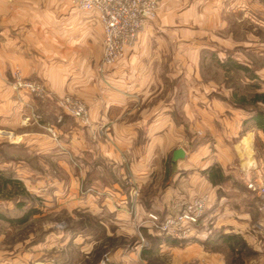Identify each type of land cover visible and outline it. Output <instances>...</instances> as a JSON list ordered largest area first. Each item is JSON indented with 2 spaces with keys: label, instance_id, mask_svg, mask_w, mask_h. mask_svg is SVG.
Here are the masks:
<instances>
[{
  "label": "crops",
  "instance_id": "1",
  "mask_svg": "<svg viewBox=\"0 0 264 264\" xmlns=\"http://www.w3.org/2000/svg\"><path fill=\"white\" fill-rule=\"evenodd\" d=\"M219 1L204 7L206 28L226 26ZM234 2L229 5L232 12L237 8ZM248 7L264 14L263 2L249 1ZM212 11L213 15L208 14ZM181 12L173 14L172 23L161 15L148 23L136 46L104 68L103 26L97 13L75 9L71 0H0V140L12 139L8 151L21 150L25 157L1 160L0 172L15 173L38 210L26 223L11 224L2 218L17 219L29 205L18 209L17 201L0 200V226L6 227L0 231V264H83L99 249L96 246L110 251V264H141L138 236L142 231L151 234L147 216L174 213L181 203L205 194L209 202L217 200L208 212L217 230L240 234L255 250L258 239L264 241V214L260 221L253 218L255 205L263 201L264 208V194L255 193L259 199L253 201V192L246 189L251 196L247 209H233L229 206L236 198L233 186H213L207 178L208 169L216 165L228 183L234 173L229 170L241 163L246 173L239 185H264V155L256 154L254 147L255 135L264 142V132L254 125L253 115L238 117L252 123L249 149L228 146L224 140L229 137L224 136L207 164L192 169L188 148H181L183 159L172 162L179 143L188 141L190 108L204 118L211 107L210 102L206 105L205 85L193 89L201 96L192 99L184 76L176 74L190 56L189 49L182 47L188 48L191 39L174 36L185 26ZM233 45L236 42L230 38L229 47ZM175 47H180L178 52ZM15 71L41 83L48 99L15 91ZM175 78L182 83L175 86ZM65 95L87 107L88 126L57 107V100ZM175 104L180 109L176 115ZM213 107L222 109L219 103ZM213 114L223 118L221 112ZM203 152L208 155L207 149ZM165 181L166 190L162 188ZM222 205L227 210L220 214ZM128 237L134 240L110 244L121 239L124 243ZM195 246L200 247L191 242L163 244L158 254H184Z\"/></svg>",
  "mask_w": 264,
  "mask_h": 264
},
{
  "label": "rangeland",
  "instance_id": "2",
  "mask_svg": "<svg viewBox=\"0 0 264 264\" xmlns=\"http://www.w3.org/2000/svg\"><path fill=\"white\" fill-rule=\"evenodd\" d=\"M216 1L217 0H158V10L156 11L154 17L148 22L152 23L159 20V16L161 15L164 19L166 18L169 23H172L171 17L173 14H176V12L180 15V11H182L181 13L185 15V18H182L181 20L183 25H185L182 28L183 30L177 33L174 32V36L175 38L183 37V39H191L190 45L187 46L188 48H186V46L182 47V49H189L190 56L189 60L185 59L182 61L184 66L176 74H179V77L180 75L184 76V81L190 88V98L192 99L193 97L201 96V92L193 89H197L196 87L198 84L205 85L206 105L209 106L208 103H211V107L209 106L206 108L207 111L204 118L201 116L199 117L194 111V108H190V135L188 137V141L184 140L178 145L180 146L179 148L189 149L190 153L187 162H189L192 169L194 167L205 165L211 161L210 159L213 158L212 154L215 151V147H217V145L219 146V143L222 142L221 139H223L224 136L229 137V140H224L228 146H232L234 144L238 147V149L243 148V151L244 149H249L252 142L250 137V130L253 128L252 123L250 122V119L242 122L238 117H249L254 115L256 111L264 110V106L262 104H252L254 96L256 94H261V92L264 91V81L262 80V78H264V14H262L259 9L251 12L249 11V7L246 8L249 1H254L255 3L260 4L263 0H235V2L233 0H220L219 3L222 6V10L225 11L222 15V23L226 25L221 30L220 28H206L203 23V15L207 13L204 10L205 5L211 3V7H214ZM233 2L237 4V8L234 12H232L229 8V5ZM213 13V11L208 12L210 15H213ZM208 16L209 15H207V17ZM249 20H253L254 22L250 23ZM230 38L236 42V45L229 47ZM203 41H205L206 44H204ZM216 42L222 44L220 47L221 49L219 48V43L217 44ZM202 44L204 45L203 48ZM177 47H175L176 52H178L180 48ZM231 55H235L236 57L232 56V58ZM220 59H222L223 62L226 59L236 61L248 69L249 73L224 70L218 64L220 63ZM176 69L177 67L175 65V70ZM186 69H188V71H185ZM178 79L176 81L175 78V86L182 83L181 80ZM15 91L23 93L18 90ZM23 94L29 95L27 93ZM45 99H48V96H46ZM214 103L221 104L222 109H214ZM237 104H242L244 108L235 106ZM179 110L180 109L175 104L174 114H178ZM215 111L218 114L220 112L223 113V118H215L213 114ZM234 113L237 114L235 119H233ZM230 133L231 135L229 136L228 134ZM10 140L12 139L7 136L2 137L0 140V162L1 160H5L7 158H14L19 161L25 159V157L22 156L21 150H14L12 152L8 151L9 149L7 148V145ZM254 147L255 151H257L256 154L259 153V156L261 157L262 155L263 157L264 142H262L261 136L258 134L255 135ZM204 149H207L208 155L203 152ZM29 158L31 160L30 163L35 162L32 161L31 156ZM244 158L245 157H243V159ZM205 160L207 161L205 162ZM248 162H251V165L254 163L253 161H247V163ZM213 163L214 162L212 161L211 164L213 165ZM160 164L162 163L159 157L158 165ZM237 164V167H232V169L229 170L230 172L234 171V173L227 171L230 175H232V177L229 176L228 178L230 181L227 183V180H225L218 185L220 187L223 185V189H230L229 186H233L231 190L233 188L236 190L234 194L236 198H234V201L231 202L229 206L233 209L237 206L239 207L238 210L241 209L245 211L247 209L248 200L251 197L250 194L246 192V189L253 192V197H256L255 193L264 194V185L259 188H256L253 183H250L253 185L252 188H248V185L250 184L247 186L239 185L238 182H243L246 171L242 169L241 163ZM253 166H255V163ZM214 167L217 168L216 165ZM247 167L248 170L252 169L250 168L251 166L247 165ZM192 172L193 171H191L190 174ZM0 176L2 178H16V174L9 171L0 172ZM156 179L159 181L161 178L158 177ZM158 183L159 182H157V184ZM166 184L167 181L162 183L163 189L166 187ZM14 196H16V194L11 188L0 192V200L4 199L13 202L20 199L19 197ZM214 196H217V199L220 197L219 190L214 193ZM24 199L25 201H29L28 198ZM215 202H217V200L214 202L213 200L210 202L208 200L204 218L197 228L194 241L191 242L192 244L199 245L200 247L195 246L191 250L183 251L184 254L176 251L173 254H166L163 256L158 253L155 255L152 254L147 258L140 255L141 264H197L201 261H208L211 264H226L228 251L226 246L218 241L217 236V233L223 232V230H217L215 227V220L212 216H208V212H212L213 208L216 207L213 206V204L215 205ZM262 202L260 201V204L255 205L256 210L253 215L255 221H260L264 214V208L260 206ZM226 210L227 209L222 205L220 207V214ZM33 228L36 229L35 226L32 227V229ZM0 231L5 232L6 227L4 225L0 226ZM151 235H153L152 232ZM125 239L124 243V239H121L119 242H110V244L112 246H120L122 244H128L129 241L134 240V238L129 237ZM141 239H143V242ZM138 242L140 243L141 251L149 247V243L144 238L143 234L138 236ZM256 245L257 249L253 250L256 251L257 255L248 258L246 264H258L262 261L263 257L260 254V250L264 246L263 239H258ZM95 249L97 250L94 252L93 257L88 259L83 264H98V262L106 254L110 257V251L108 249H104L103 251L101 246H96Z\"/></svg>",
  "mask_w": 264,
  "mask_h": 264
},
{
  "label": "built area",
  "instance_id": "3",
  "mask_svg": "<svg viewBox=\"0 0 264 264\" xmlns=\"http://www.w3.org/2000/svg\"><path fill=\"white\" fill-rule=\"evenodd\" d=\"M75 9L84 12L97 13L103 26V52L101 67L113 66L122 59L127 51L132 50L148 22L158 10V0H71ZM15 90L27 93L38 100L47 96V91L41 83L24 79L19 71L13 75ZM57 107L66 115L77 120L81 125H89L87 107L79 100L68 95L57 100ZM252 184L248 188H252ZM136 198L138 194L133 192ZM208 196L203 195L191 201L181 203L174 213L163 218L158 215L147 216L149 229L156 236L185 242L196 236L197 228L202 222L208 203ZM143 242V239H141ZM263 257L258 264H264V246L260 250ZM98 264H110L106 254ZM197 264H211L201 261Z\"/></svg>",
  "mask_w": 264,
  "mask_h": 264
},
{
  "label": "trees",
  "instance_id": "4",
  "mask_svg": "<svg viewBox=\"0 0 264 264\" xmlns=\"http://www.w3.org/2000/svg\"><path fill=\"white\" fill-rule=\"evenodd\" d=\"M264 4V0H263ZM219 66L228 71H236V72H244L249 73L248 69H246L243 65L237 63L233 60L226 59L222 63H218ZM260 103L264 106V94H256L252 100V104ZM240 108H244L242 104L235 105ZM252 120L254 122V125L264 132V110L263 111H256L252 117ZM207 178L208 181L214 186L218 185L221 182H224L227 180L225 177H223L221 170L219 168L211 167L207 171ZM13 189L16 196L20 199H17V203H15V207L18 209L25 208L24 213L18 217L17 219H6L2 218V220L7 221L11 224L21 225L26 223L29 218L33 215H35L38 210L34 208L35 200L32 198V195H30L25 188L22 186V184L15 179L12 178H2L0 176V192H3L4 190ZM24 198H28L29 201H25ZM253 201H255L257 198L253 197ZM159 216V215H158ZM160 218H163L164 216H159ZM144 238L148 241L149 247L143 249L141 251V256L147 258L148 256L152 254L158 253V247L160 245H168V246H181L185 245L189 242L194 241L195 238H192L189 241L185 242H179L173 239H170L168 237H162V236H156L148 234L146 231H142ZM218 241H220L224 246H226L228 251V256L226 260V264H246L247 259L250 257H254L257 255L256 251L253 250L252 247H250L246 242L244 241L243 237L240 234L236 233H224L219 232L217 233ZM205 243V242H204ZM206 244V243H205Z\"/></svg>",
  "mask_w": 264,
  "mask_h": 264
},
{
  "label": "water",
  "instance_id": "5",
  "mask_svg": "<svg viewBox=\"0 0 264 264\" xmlns=\"http://www.w3.org/2000/svg\"><path fill=\"white\" fill-rule=\"evenodd\" d=\"M184 155H185V152L183 149L180 148V149L175 150L172 155V162L176 163L177 161L183 159Z\"/></svg>",
  "mask_w": 264,
  "mask_h": 264
}]
</instances>
